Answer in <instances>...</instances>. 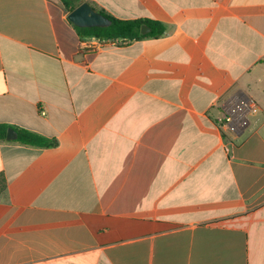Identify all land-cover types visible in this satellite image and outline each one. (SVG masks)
Here are the masks:
<instances>
[{"label": "crops", "instance_id": "0c3cea01", "mask_svg": "<svg viewBox=\"0 0 264 264\" xmlns=\"http://www.w3.org/2000/svg\"><path fill=\"white\" fill-rule=\"evenodd\" d=\"M83 1L166 32L85 51L0 0V125L58 143L0 140V264H264V0Z\"/></svg>", "mask_w": 264, "mask_h": 264}, {"label": "trees", "instance_id": "16d2710c", "mask_svg": "<svg viewBox=\"0 0 264 264\" xmlns=\"http://www.w3.org/2000/svg\"><path fill=\"white\" fill-rule=\"evenodd\" d=\"M66 11L71 13L79 5L84 3L83 0H60ZM101 14L106 16L112 21L109 27H91V28H79L75 27L77 33L81 39H93L100 42L113 41L119 42L120 44H128L134 41L149 39V38H160L165 32V26L159 22L151 20H119L116 19L103 11H99ZM143 26L150 28V31L143 34L141 29ZM10 129L7 125H0V140L5 141L7 139V133ZM17 134V142L23 145L48 148L57 146L56 140H49L44 136L33 133L25 129H14Z\"/></svg>", "mask_w": 264, "mask_h": 264}, {"label": "built area", "instance_id": "2783aa9c", "mask_svg": "<svg viewBox=\"0 0 264 264\" xmlns=\"http://www.w3.org/2000/svg\"><path fill=\"white\" fill-rule=\"evenodd\" d=\"M109 42L110 41L100 42L97 40H85L83 41L82 48L85 51H96ZM250 110V102L245 98H241L230 107L228 113L219 118V122L226 125L231 132L243 130L248 124V114ZM41 114L45 115V112L42 111Z\"/></svg>", "mask_w": 264, "mask_h": 264}, {"label": "water", "instance_id": "95a60500", "mask_svg": "<svg viewBox=\"0 0 264 264\" xmlns=\"http://www.w3.org/2000/svg\"><path fill=\"white\" fill-rule=\"evenodd\" d=\"M69 21L79 28H91V27H109L112 21L106 16L97 11L89 3H82L74 11L68 15ZM150 31V28L143 26L141 32L143 34ZM18 138L17 132L10 128L7 133L8 141H15Z\"/></svg>", "mask_w": 264, "mask_h": 264}]
</instances>
